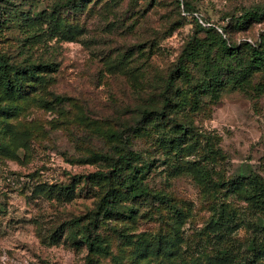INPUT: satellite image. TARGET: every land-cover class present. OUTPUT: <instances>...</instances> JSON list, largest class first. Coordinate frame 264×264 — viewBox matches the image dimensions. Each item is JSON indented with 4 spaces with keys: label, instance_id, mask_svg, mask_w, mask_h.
Listing matches in <instances>:
<instances>
[{
    "label": "rangeland",
    "instance_id": "1",
    "mask_svg": "<svg viewBox=\"0 0 264 264\" xmlns=\"http://www.w3.org/2000/svg\"><path fill=\"white\" fill-rule=\"evenodd\" d=\"M250 9L264 0H0V264H210L246 250L264 226L240 177L264 184V68L236 76L264 33V18L237 29ZM31 64L50 68L23 76ZM212 68L215 94L202 87ZM122 156L144 169V197L112 174ZM109 194L119 214L104 213ZM221 208L236 229L215 228Z\"/></svg>",
    "mask_w": 264,
    "mask_h": 264
},
{
    "label": "trees",
    "instance_id": "2",
    "mask_svg": "<svg viewBox=\"0 0 264 264\" xmlns=\"http://www.w3.org/2000/svg\"><path fill=\"white\" fill-rule=\"evenodd\" d=\"M179 5H185L187 8L191 9V6L186 3H181L179 1ZM264 18V11L260 10H246L244 12V15L242 17V20L236 24V27L238 30H246L248 29L253 23L255 22H261ZM210 30V29H209ZM218 46L223 48L226 53H228L230 56L233 54H237L238 51L241 50V47L236 48L232 47L228 44L227 39L223 36L218 34ZM261 45H251L247 44V48L250 51V60L245 65L242 66L239 69V72L236 74L237 80H239L241 77H245L249 70H259L264 68V33L261 34ZM50 65H35L31 64L28 69L25 70V72L22 73L23 76H28L29 78H34L36 75V71H41L44 69H49ZM208 78L203 81V89L206 91V93H216L220 89V77L217 75L213 68L210 69L207 73ZM22 79L19 78L16 81L17 85H20V81ZM5 84L7 89L11 88L10 81L8 78H5ZM15 85V84H14ZM166 105L170 103V99L166 96L165 97ZM180 128V131H182L185 135L188 134V127L186 125H178ZM207 150L213 151L212 147H209ZM96 158L105 161L110 162L113 161V158L108 155H96ZM123 162V165L118 168V166H115V170L112 171V174L116 176V178H119L120 180L124 177V172H128L125 179H124V185H126L129 193L131 194L133 199H139L141 197H144L147 193L146 188L143 185L144 175L145 172L142 171L144 169H141L139 171L131 170V163L129 161V158L126 156H122L120 158ZM94 176H105L107 179L110 180V178L107 175L102 174H95ZM242 183L248 185L251 187V191L245 195V200L251 202L255 208L261 210L264 209V184L262 180L254 174H248L243 173L240 175ZM116 203L115 197L112 194L107 195L103 199L102 208L104 213L109 214L110 216H113L115 214H119V211L114 204ZM215 228L219 231H228L231 228H237L238 225H236V215L233 213H227V211L224 208H221L218 212V218L214 220ZM251 228L253 229V233L260 228V235L254 237L251 242L248 244L246 250L243 252H232L231 249H220L215 256L214 259L210 261V264H264V239L260 238L264 236V226L259 225H252ZM89 232V231H88ZM224 233L220 234L217 237L218 244L220 245L222 240L224 239ZM86 243L89 246L90 250H102L105 254H111L108 249L103 247L102 245L98 244V239L90 240L89 238L86 239ZM232 247H235V245H232ZM167 251L168 249H164ZM113 261L115 264H121L119 259L117 257H113Z\"/></svg>",
    "mask_w": 264,
    "mask_h": 264
}]
</instances>
